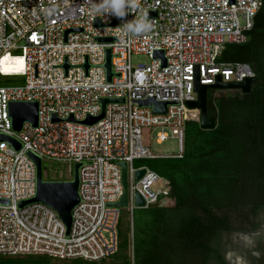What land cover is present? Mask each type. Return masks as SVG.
Instances as JSON below:
<instances>
[{
  "label": "built area",
  "instance_id": "obj_1",
  "mask_svg": "<svg viewBox=\"0 0 264 264\" xmlns=\"http://www.w3.org/2000/svg\"><path fill=\"white\" fill-rule=\"evenodd\" d=\"M262 1L131 0L135 7L118 19L96 11L102 0H0V77L22 78L20 84L0 86V133L21 143L16 150L0 141V199L8 201L0 203V257L96 262L114 255L120 208L109 203L122 194L118 162L127 163L129 215L135 193L144 208L169 199L166 179L133 165L136 159L158 157L142 144L141 130L156 129L157 142L176 138L177 152L162 157H181L184 126L199 121V110L187 106L196 99V73L201 84L213 83L216 76L231 83L254 77L247 63L218 62L217 57L224 44L247 40ZM141 16L148 19V31H122L121 23ZM96 19L103 25H95ZM113 20L116 25L108 26ZM105 37L113 40H98ZM106 48L111 53L109 81L103 67ZM159 49L165 65L152 55ZM138 53L151 61L133 66L130 57ZM100 98L123 102L106 103L103 117L93 124L78 122L100 113ZM145 98L167 102L165 111L135 103ZM11 101H35L37 125L24 122L19 132L13 131ZM69 116L74 121L66 120ZM27 151L42 162L80 163L78 202L68 232L46 204L18 205L36 191L35 165ZM139 169L144 173L134 180Z\"/></svg>",
  "mask_w": 264,
  "mask_h": 264
},
{
  "label": "trees",
  "instance_id": "obj_2",
  "mask_svg": "<svg viewBox=\"0 0 264 264\" xmlns=\"http://www.w3.org/2000/svg\"><path fill=\"white\" fill-rule=\"evenodd\" d=\"M6 61V60H3ZM218 62H245L254 72L248 92L206 91L215 126L187 121L181 157L133 161L169 182L171 204L132 211L130 256L123 264H227L223 251L233 232H250L264 214V0L244 43L224 44ZM7 64H4V67ZM264 254V241L258 244ZM250 258V256L247 255ZM28 255L0 264H92L80 259Z\"/></svg>",
  "mask_w": 264,
  "mask_h": 264
},
{
  "label": "water",
  "instance_id": "obj_3",
  "mask_svg": "<svg viewBox=\"0 0 264 264\" xmlns=\"http://www.w3.org/2000/svg\"><path fill=\"white\" fill-rule=\"evenodd\" d=\"M233 1V0H230ZM95 25L102 26L98 19L95 20ZM116 25V20H113L108 26ZM100 42H111L113 37L98 38ZM154 58H158L162 65H165L166 59L164 57L163 50H154L152 52ZM111 53L110 48L105 49V60L103 67L106 73V80L111 78V66H110ZM64 69H67V64L63 65ZM87 63L84 64V68L87 69ZM255 80L254 77L246 78L241 82H221L220 77L216 76L215 80L211 84H201L198 80L196 73L193 80V91L196 94V99L192 102H188L189 108H195L199 110V124L203 129H211L215 126L213 117H210L206 113V91L208 88L212 89H239L241 92H248L250 90L251 82ZM101 111L97 116H87L85 119L78 122L82 124H93L100 120L104 115V106L106 103L123 102L121 98H100ZM136 104L140 106H151L152 111L156 113H163L166 108L167 102L156 101L154 98H145L143 100H136ZM8 113L11 119V126L13 131L19 132L24 122L30 123L32 126L37 125V103L35 101H11L8 104ZM52 120H57L55 116H52ZM66 120L74 121L69 116ZM0 141H5L19 150L21 143L13 136H8L0 133ZM26 155L34 162L35 165V183L36 191L35 195L24 201L18 203L19 206H24L29 202H42L52 208L59 219L65 224L66 231H69L71 222V210L78 202V168L79 162H74L71 166V178L66 180H47L43 178L42 160L41 158L31 151H27ZM122 194L120 198L113 203H109L111 206L117 208H126L128 203V170L127 163L125 161H119ZM144 173V169H139L134 172V180H137ZM7 200L0 199V203H7ZM133 203L136 208L143 207L142 198L135 193L133 196ZM157 204L163 205L164 200L159 201ZM131 228V220H130Z\"/></svg>",
  "mask_w": 264,
  "mask_h": 264
},
{
  "label": "rangeland",
  "instance_id": "obj_4",
  "mask_svg": "<svg viewBox=\"0 0 264 264\" xmlns=\"http://www.w3.org/2000/svg\"><path fill=\"white\" fill-rule=\"evenodd\" d=\"M7 60V58H3ZM151 61V57L138 53L132 54L130 57V62L133 66L142 64L145 65ZM21 77H0V86H10L21 83ZM226 89H215L214 94L219 95L223 93ZM156 129L151 127H143L141 130V142L144 146H147L149 150L157 155H170L175 154L178 150V142L174 137H169L165 141L157 142L155 140L154 134ZM71 166L72 163L69 162H60L53 160H43L42 170L43 178L47 180H66L71 178ZM171 200L167 199L164 201V204H171ZM129 210L127 208H120L119 220L117 225L118 232V250L117 252L107 258H104L100 261L92 262V264H123L127 256L131 255L130 245H129V236H130V217ZM235 237L238 238L237 241L244 243L245 245L251 246V239L248 237L247 233H236ZM226 257L233 264H247L246 257L237 249H229L226 252ZM61 262H67L68 260H55ZM68 263V262H67Z\"/></svg>",
  "mask_w": 264,
  "mask_h": 264
},
{
  "label": "clouds",
  "instance_id": "obj_5",
  "mask_svg": "<svg viewBox=\"0 0 264 264\" xmlns=\"http://www.w3.org/2000/svg\"><path fill=\"white\" fill-rule=\"evenodd\" d=\"M135 7V4L131 0H102V2L96 8V11L104 12L115 16L118 19L125 17L126 8ZM122 31L125 34H140L142 32L148 31L150 24L146 16H141L139 18H134L127 23H121Z\"/></svg>",
  "mask_w": 264,
  "mask_h": 264
},
{
  "label": "flooded vegetation",
  "instance_id": "obj_6",
  "mask_svg": "<svg viewBox=\"0 0 264 264\" xmlns=\"http://www.w3.org/2000/svg\"><path fill=\"white\" fill-rule=\"evenodd\" d=\"M258 220L260 221V224L255 228V230L250 232H233L230 235L232 245L227 246L223 251L224 260L227 264H233L226 257V252L229 249H237L240 251L246 257L247 264H264V254L258 251V244L264 241V214ZM236 233H247L248 237L251 239V246L237 241L238 238L234 235ZM247 255L250 256V258L247 257Z\"/></svg>",
  "mask_w": 264,
  "mask_h": 264
},
{
  "label": "crops",
  "instance_id": "obj_7",
  "mask_svg": "<svg viewBox=\"0 0 264 264\" xmlns=\"http://www.w3.org/2000/svg\"><path fill=\"white\" fill-rule=\"evenodd\" d=\"M142 208H144V207H142ZM134 209H136V207H135ZM134 209H133V210H134ZM133 210H132V211H133ZM129 217H130V220H131V218H132V213H131V215H129ZM130 220H129V221H130ZM129 248H130V247H129ZM130 251H131V249H130Z\"/></svg>",
  "mask_w": 264,
  "mask_h": 264
},
{
  "label": "bare ground",
  "instance_id": "obj_8",
  "mask_svg": "<svg viewBox=\"0 0 264 264\" xmlns=\"http://www.w3.org/2000/svg\"><path fill=\"white\" fill-rule=\"evenodd\" d=\"M5 62V61H4Z\"/></svg>",
  "mask_w": 264,
  "mask_h": 264
}]
</instances>
